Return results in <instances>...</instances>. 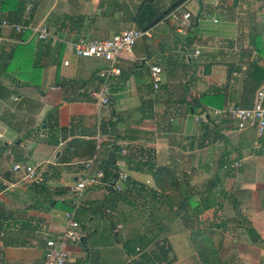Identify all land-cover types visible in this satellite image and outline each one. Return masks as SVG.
I'll use <instances>...</instances> for the list:
<instances>
[{"label":"crops","instance_id":"obj_1","mask_svg":"<svg viewBox=\"0 0 264 264\" xmlns=\"http://www.w3.org/2000/svg\"><path fill=\"white\" fill-rule=\"evenodd\" d=\"M174 2L179 3L164 15L167 21H157L148 29L149 36L143 35L133 44L141 38L153 39L158 54L147 65L155 63L161 68L157 92H152L151 81L143 92L127 63V71L120 69L121 74L111 79L109 103L99 104L90 96L98 89V80V85L92 79L82 85L60 80L72 65L68 57L74 54L70 44L78 37L106 39L121 30L138 28L134 22L137 7L134 5L133 13L127 12L126 0L123 4L120 0H0V21L22 25L43 21L50 33V37L38 41L40 76L33 77L32 84L25 85L22 77L0 74V104L10 98L21 102L16 110L21 108L28 121L21 117L19 123L36 129L43 123L44 128L41 125L37 130L39 135L33 136L41 142L48 136L47 142L51 143L33 147L41 161L22 164L16 161V153L22 151L23 158L29 150L28 138L14 139L24 133L19 125H14L15 133L0 145V157L9 156L11 162L10 170L7 167L0 175V264H42L44 238L64 229L63 213L73 210L70 187L82 169L78 161L89 157L94 158L93 170H102L103 177L81 192L74 217L78 207L90 210L98 197H108L110 201L102 205L104 214L112 217L116 229L122 230L125 242L131 240L130 235L135 239V254L121 248L118 240L111 237L105 218L92 230H79L75 219L81 239L65 245L66 264H75L76 258L89 256L92 250L102 251L105 264L114 262V255L107 252L111 250L122 258L121 264H135L132 259L157 245L166 248V260L155 264L187 263L181 260L180 246L185 247L183 251L191 246L188 232L178 218V204L188 196L197 202L204 199L211 181L213 193L208 196L213 204L195 219L198 227H203L201 221L206 223L207 213L217 214L220 220H216V237H212L215 244L220 240L222 247L225 237L231 235L226 257L233 260L229 264H264V132L256 137L254 128L237 130L225 122V127L220 128L211 117L195 119L200 112L221 108L222 103L251 107L255 94L249 90L252 85L256 90L262 88L264 94V5L260 0H236L235 5L232 0H160L159 7L167 9ZM190 2L195 11L179 9ZM54 7H58V13L50 20L48 15ZM182 10L190 14L189 26L183 29L179 27ZM203 12L211 15L210 21L202 18ZM214 13L220 16L216 18ZM173 30L178 35L176 41L170 36ZM17 36L12 28L0 26V45L13 41L23 45L30 40V36L24 40ZM133 45L128 56L133 59L120 56L119 63L137 59H141V65L147 63L141 53L143 47L135 49ZM176 48L179 53L173 51ZM169 53L179 61V67L170 66L165 57ZM64 59L67 65L62 64ZM33 65V60H27L25 67ZM58 79L59 84L55 83ZM125 106L130 109L123 114ZM8 122L3 126L12 125ZM44 133L47 136L42 138ZM34 162H43L41 181L8 188L20 176L12 166ZM48 166L67 169L57 172L58 168H54L47 175ZM158 167L167 170L165 182L176 181L178 189L162 191L155 184L152 174ZM116 171L127 177L119 191H111L102 182L111 181ZM141 204H150L145 207L149 211L139 208ZM96 211H89V218ZM151 211H164L159 216L161 227L148 218ZM145 216L148 220L144 221ZM177 219L179 226L175 224ZM131 231L133 234H125ZM137 239L142 243H135Z\"/></svg>","mask_w":264,"mask_h":264},{"label":"rangeland","instance_id":"obj_2","mask_svg":"<svg viewBox=\"0 0 264 264\" xmlns=\"http://www.w3.org/2000/svg\"><path fill=\"white\" fill-rule=\"evenodd\" d=\"M120 1H121V4H123V1H125V0H120ZM138 1L139 0H126L127 12L133 13L135 11L134 5L136 6ZM170 1H173V0H163V2H166V3L170 2ZM159 5H160V0H151L150 3L148 4V8L150 10L149 19L151 21L158 18V15L160 14V12H164L166 10L164 7H159ZM184 7L186 9H190L192 12L195 11L194 3L190 2V3H186L184 5L182 4L179 9L180 10L182 8L185 9ZM44 8H45L44 4L42 3L41 9L43 10ZM145 10H146V8H145ZM49 13L50 14L48 15V18L51 20L53 18L54 14L58 13V7H54ZM213 15L216 18H218L220 16L218 13H214ZM203 17H206L209 21L211 19V15L206 14L205 12H203L202 18ZM39 24H43V21H41V23H38V24H29V23L25 24L26 31H28V36H30V40H29L30 43H29V48H28L29 59H27V57H26L24 66H26L27 60H28V62L33 60L34 64L36 66H38L40 69V65H38V62L40 61L41 47L38 45V41H40L41 39L39 38L38 31L35 30V28H37ZM158 30H159V28H158ZM170 36H171V38H174L175 41L178 38V35L174 32V30L172 31ZM141 39L144 40V43H142L143 40L141 41ZM141 39H138L136 41L135 45H133V48L141 49L143 47V49L141 50V53L143 55H145V57L147 58V63L141 65L140 64L141 59H137V61L131 60L128 62H127V60H124L120 63L118 62L117 65L122 70H124L126 68V71H127V63L130 64V71H133V73H135V81L137 83V86L142 87V91L146 92L147 88H148L147 83H149L151 81V79H149V77H148V65L147 64H148V62H150L152 60V57H155V55L158 54V52H157L156 48H154V46H153V39H146V38H141ZM14 45H15L14 41L9 42V43L6 42V43L0 45V52L6 53L11 48H13ZM165 47L168 48V46H165ZM173 51L179 53L178 48H176ZM127 52L128 51H120L117 54V59L119 60L120 56H125L126 58L133 59V58L128 57V56H130V53H132L131 49H130L129 53H127ZM57 55H59V54H57ZM162 56H163V54H162ZM68 57L72 61V65H71V67H69L68 72L65 74V76L60 77L61 81L68 79L70 82H74V83H77L78 85H81V83H83V82L86 83L87 82L86 80L92 79V80H95V82H96L95 85H98V83H97L98 79H96V73L102 67L100 65H104V63L106 64L105 61L98 59V58H94V57H81V56L74 55L72 53L71 54L69 53ZM165 57L169 61L170 66L172 65V67H179V65H178L179 61L176 59V57L172 58L173 57L172 54H170V53L166 54ZM19 59H20L19 56L18 57L15 56L11 59L9 58L8 60H6L7 64H9V69H7L6 73L11 75L12 77H15V79H17L16 77L21 78L20 72L22 73V71L16 65L19 62ZM125 64H126V66H125ZM41 66L44 67L43 65H41ZM38 67H35V69L33 70L34 79H37L38 76H40V72H39ZM19 70H20V72H19ZM128 71H129V69H128ZM30 73H32V72H30ZM30 77H31V74H28L26 76V78L23 77V78H21V80L23 83H27L30 81ZM58 81H59V79H58ZM110 83H111V81H110ZM159 86H160V84H159ZM260 89H262V88H260ZM249 90L255 92L256 87L254 85H252L249 87ZM85 91L88 94L87 84L85 86ZM13 93H17V92H13ZM237 93H238V91H237ZM18 95L20 97L22 96L21 93L20 94L18 93ZM0 105L2 107H4V108H1V106H0V131H2V133H3V138L0 139V145L2 146L3 141L6 140L7 137H9L8 135L15 133L16 130L14 129L15 128L14 125H19L20 130L23 131L24 133L19 134V135H15L14 139L23 140L24 138H28V143L26 144V148H27L26 150H29V153L26 156H24L23 158H21L23 153H22V151L19 150V152L16 153V155L19 156L18 158H16V161L20 162V164H22L24 161H28V162L41 161L42 158H38V155H36L32 150H33V147H35V145H37V144H38V146L39 145L41 146V144L46 145V146L51 145V143L49 144L47 142L48 136L45 135L46 133H44L43 135L42 134L40 135L42 138H43V136H47V139H45V141H43V142L38 141L37 140L38 138H34V136H33V135H36V136L39 135L38 134L39 132H37V130H40L41 125L43 123L39 124L37 129L29 127V126L27 127L25 125L22 126L19 123V120L21 117L24 118V115L21 113V108L16 110L17 107H21V102L20 103L14 102L10 98L7 101L1 103ZM9 108H14V109H9ZM124 108L125 109L122 113L123 114L129 113L128 110L130 109V106L129 107L125 106ZM24 119H26V118H24ZM8 121H10L12 123V125H9L8 128H6L3 126V124H6L5 122H8ZM27 121H25V122L28 123ZM213 121H215V123L220 125L219 126L220 128H223V127H225L224 122L225 123H232L233 120H232V118L217 116L216 119H213ZM227 128H231V127H227ZM245 129L246 130L247 129H253V126L247 127ZM245 129H243V130H245ZM27 133H28V135H27ZM256 141H258V139ZM259 141H258V143H259ZM0 149L3 150V147H1ZM4 151H5V149H4ZM8 157L9 156L4 157V155H3V157H0V175H1V173H3V174L5 173V171H6L5 168L8 167L7 171L10 170L11 162L8 161L9 160ZM107 162L109 165H111L110 161H107ZM34 163H36V162H34ZM41 163H43V162H41ZM52 167L53 166L46 167V174L47 175H50L54 168H58V170H56L57 172H60L61 169H63L64 171L67 169V167H63V166H57L54 168H52ZM43 171H44V168H43ZM53 171H55V170H53ZM222 171H225V170H222ZM61 175L63 176V173H61ZM0 177H2V176H0ZM70 178H69V180H70ZM12 180H14V179H12ZM207 184H209V183H207ZM214 189H217V186ZM13 191H15V190H13ZM216 196H217V194H216ZM81 199H82V196L79 198V200H81ZM98 199H99L98 202H94V204L91 205L90 210L85 209V208L83 209L81 206L77 208L76 213H75V219L79 223V228H80L79 230H82V229H91L92 230L93 228H96L98 225H101V223H102L101 219L103 217V218H105L104 220L106 221V226L108 228V231H109L111 237L118 240L117 243H119L121 248L123 246L126 251H129V253L130 252L134 253L133 243H134L135 239L130 235L131 240L128 242H125L123 240V237H122V234H123L122 230L119 231L118 229H116V227L114 226L115 223H114L112 217L111 216L109 217L108 214H106V215L104 214L105 208H102V205H104V202L108 203L110 201V199L106 196H100V197H98ZM152 205H153V202H152ZM138 207L141 208L143 211L148 212L149 210L145 207H150V204H141V205H138ZM93 208H94V210H97V211L95 213H93V217L89 218V216H91V215H89L90 214L89 211H91ZM163 213H164V211H159V212H153V214H152V211H151L150 216L147 214L146 215L148 216V218L150 220H152L153 222H156L158 227H161L162 225L159 223V216H160V214H163ZM147 216L144 217V221L148 220ZM218 217L219 216L217 214L212 215V214L207 213L206 223H203V221H201L202 226L205 228V230H212L213 231V237L214 238L216 237V234L214 233L215 232L214 225L219 224L216 222V220L217 221L220 220V218H218ZM175 224H178L177 226L180 225L178 219L176 220ZM170 227L172 229H174V225H171ZM115 230L118 232L115 233L114 232ZM127 233L133 234V231L125 232V234H127ZM231 240H232L231 235H229V238L227 236L225 237L224 245L221 247L222 251H220L221 258L228 259V257H226V256H228L229 251H230L229 250V244L232 243ZM142 241L143 240L137 239V241L135 243H139V242L142 243ZM152 249H154V248H151V250ZM181 249H182V251H181ZM184 249H185L184 246H182V248L180 246L181 260L185 259V262H187L185 264H191L190 258L194 261L193 262L194 264H200L199 262H197V260H196L197 257H196V255H194L195 252L193 251L192 248L189 250V247H188V249L183 251ZM107 252L112 253L114 255V257H113L114 262L112 260H110V262L108 264H121L123 262L122 258L118 254L114 253L112 250L110 252L109 251H107ZM193 252H194V254H193ZM184 256L190 257V258L186 259V257H184ZM136 259H139V256ZM135 262H137V260ZM135 262H131V263H135ZM177 262L182 263L181 261H177ZM75 264H105V263L103 262L102 251H93L92 250L89 252V256L87 254V255H82V256H79L78 258H76ZM135 264H138V263H135ZM142 264H145V263H142ZM148 264H150V262H148ZM172 264H175V263H172Z\"/></svg>","mask_w":264,"mask_h":264},{"label":"built area","instance_id":"obj_3","mask_svg":"<svg viewBox=\"0 0 264 264\" xmlns=\"http://www.w3.org/2000/svg\"><path fill=\"white\" fill-rule=\"evenodd\" d=\"M201 1V0H195ZM264 5V0H260ZM188 12H183L179 27L181 29L189 26ZM1 27L12 28L16 32L26 29L22 24H11L5 19L0 21ZM39 38L41 40L50 37V33L44 24H39L37 28ZM149 36V30H141L138 28H128L119 32L113 33L106 39H87L78 37L70 44L72 52L81 57H94L106 62L97 72L98 89L90 93V96L94 97L99 104H108L111 97L110 81L112 78L118 77L121 72L117 65V54L120 51H130L131 46L135 40L141 36ZM69 47V48H70ZM67 60H62L63 65H67ZM148 75L151 79L152 92L156 93L161 83V68L158 64H151L148 66ZM263 90L258 89L255 91L254 99L251 107H240L233 104H226L221 108H211L197 114L196 118L201 120H208L210 117L215 119L217 116H223L232 118V124L235 129L243 130L247 127L253 126L256 137H260L264 132V105H263ZM122 152V150H121ZM93 157L86 158L78 161L82 169L79 175L75 178L73 185L70 187V192L73 196L72 204L73 210L65 211L63 213L66 225L64 229L58 232L56 235L47 234L44 238V251L42 264H66L67 251L66 244L78 243L81 239V234L77 231L78 223L74 217V206L78 204V198L81 192L86 187H91L99 182L103 177L102 170L92 169ZM237 165V162H233ZM42 163L26 164L19 166L14 164L12 170L19 173V177L15 182L9 183L8 188H12L16 185L26 186L31 182L41 181ZM42 168V169H41ZM126 174L120 171H116L114 179L111 181H104L102 185L111 191H119L121 184L126 180ZM135 251H139L138 247L134 248Z\"/></svg>","mask_w":264,"mask_h":264},{"label":"trees","instance_id":"obj_4","mask_svg":"<svg viewBox=\"0 0 264 264\" xmlns=\"http://www.w3.org/2000/svg\"><path fill=\"white\" fill-rule=\"evenodd\" d=\"M151 0H141L140 4L136 7L137 10L135 12L134 16V22L136 27L141 30H146L149 29L152 25H154L157 21L164 19L167 21L166 18H164V15L174 8L175 4L179 3L176 2L174 4H170L169 7L164 11L160 12L158 15V18L155 20L151 21L149 19L150 17V10L148 8V4L150 3ZM17 7V6H16ZM4 7H1V9ZM146 8V10H145ZM5 9V8H4ZM2 9V10H4ZM2 20V19H1ZM13 32L17 33L18 40H24L28 37V31L23 30L20 32L14 31ZM144 37V36H141ZM29 43L27 44H20L18 42L15 43L14 47L11 48L9 51L6 53L0 52V74L6 73L7 69H9V64H7V61L9 58H13L15 56H19V62L16 64L17 67H19L22 71L21 77L26 78L28 74H31L29 82H27L25 85H28L29 83H33V70L35 67H37L35 64L33 65L32 68L25 67V60L26 57L29 59V53H28V48H29ZM28 54V55H27ZM32 70V71H31ZM32 72V73H30ZM97 74V73H96ZM97 78V76H96ZM58 81V80H57ZM55 83L59 84V81ZM87 81V80H86ZM55 84V85H58ZM85 84L84 82L81 83ZM219 97V96H218ZM226 104H221L219 107L224 106ZM192 108V105L190 106ZM262 138L264 137V134L261 136ZM167 170L165 168L158 167L155 169L153 172V178L155 184L163 191L164 189L168 190H176L178 189L179 184L176 181H171V182H165L164 178L166 175ZM114 177V176H113ZM114 178H112L113 180ZM209 186L207 187L208 190L204 194V199L197 201H193L191 197H185L183 198L180 203L178 204V218L181 222V225L185 230H187L188 235H189V243L191 244V248L195 252V255L197 257V260L200 264H229V261H232L233 259L230 257L228 259H222L220 255V251H222L221 243L220 240L215 244L213 241V231L212 230H205L204 227H198L195 219L198 217L200 212L203 209H208L209 207L212 206V198L208 196V193H213V187L214 183L213 181L210 182ZM231 247V246H230ZM166 254V248L163 245H157L156 248L151 250L149 253H141L139 255V259H132L131 262H135L137 260L138 264H155L159 263L162 261H165L166 259L164 258Z\"/></svg>","mask_w":264,"mask_h":264},{"label":"water","instance_id":"obj_5","mask_svg":"<svg viewBox=\"0 0 264 264\" xmlns=\"http://www.w3.org/2000/svg\"><path fill=\"white\" fill-rule=\"evenodd\" d=\"M232 1H233L232 3L235 5V3H236V0H232ZM42 127H43V125H42Z\"/></svg>","mask_w":264,"mask_h":264}]
</instances>
